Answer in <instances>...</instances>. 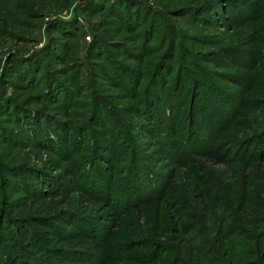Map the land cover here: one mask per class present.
<instances>
[{"label":"rangeland","instance_id":"obj_1","mask_svg":"<svg viewBox=\"0 0 264 264\" xmlns=\"http://www.w3.org/2000/svg\"><path fill=\"white\" fill-rule=\"evenodd\" d=\"M96 1L101 5L94 9ZM117 1L0 0L2 118H8L5 111L9 109L3 106L13 101L24 106L33 101V107H43L37 98L27 99L35 88L26 86L15 62L42 54L53 38L66 41L68 55L79 67L87 60L94 32L123 42L134 52L149 45L144 57V62L149 61V75L166 50L172 57L182 51L185 62L200 64V68L188 64L190 75L182 72L180 76L182 102L175 106V116H169L172 123L153 111L150 119L136 115L138 100L97 80L105 87L108 102L132 122L137 143L150 159L151 174L143 185L148 195L132 204L116 199L125 175L124 162L116 153L108 170L111 176L103 181L107 192L92 172L89 177L84 174L82 162L88 147L84 140L77 152L69 154L38 142L20 146L12 143L11 132L9 139L2 136L5 129L1 124L0 214L5 218L0 223L4 238L0 239V264L37 262L35 257L3 262L14 249L8 245L16 240L17 227L9 219L16 216L27 218L26 232L19 234L22 240L32 241L28 223H33L54 249L53 254L66 262L62 264H264V0H143L154 9L152 18L136 27L137 32L146 30L143 44L136 31L130 33L126 27L127 15H120L124 11ZM209 2H219L223 21L193 16V8ZM139 9L131 19L145 12ZM74 19L83 28L76 40L54 28ZM137 20L140 23V17ZM155 30L159 37L154 39ZM164 33L169 35L164 38ZM128 61L135 66L142 63ZM168 63L163 76L171 82L178 59L166 66ZM200 69L210 73L215 83L204 81L202 85L206 78L200 76ZM178 75L168 90L179 83ZM87 96L85 92L77 99L90 104ZM8 98L13 101L5 102ZM48 106L66 117L72 127L84 112L82 104H72L68 114L57 102ZM6 123L8 120L3 125ZM70 128L61 136L67 146L73 140ZM190 132L197 135L188 136ZM203 134L206 140L198 139ZM128 158L125 166H129ZM21 164L45 167L58 178V185L54 189L41 185L45 191L40 194L6 187L5 178H13L11 166ZM50 182L54 185V180ZM48 218L55 219L48 222Z\"/></svg>","mask_w":264,"mask_h":264},{"label":"trees","instance_id":"obj_2","mask_svg":"<svg viewBox=\"0 0 264 264\" xmlns=\"http://www.w3.org/2000/svg\"><path fill=\"white\" fill-rule=\"evenodd\" d=\"M97 2L99 1L94 3V5H97L94 9L101 5V2ZM116 5L120 11H124V14L120 13V15H127V17L125 16L127 18L126 27H129L130 33L136 31V27L144 19L147 20L143 21L145 25L152 18L151 14L154 13V9H152L150 4L143 0H118ZM106 8L108 9L107 6ZM138 8H140L139 12L145 10L144 13H139V16H137L140 17V23H138L139 21L135 16L138 15L136 11ZM193 10V16L199 17L203 21L214 22L225 19L219 2L205 3L204 5L197 6L196 9L193 8ZM133 14H135L134 19H131ZM54 28H57L58 33L63 34L65 38L74 40L80 38L83 29L79 21L75 19L72 22L61 23ZM157 32L155 30L153 33L154 39L156 35L159 37ZM145 33V29L143 31H136L139 39H141V44L147 38ZM94 34L96 35L87 50V60L84 65L80 66L81 68L68 55L69 47L66 41L54 38L52 39L53 44L45 49L42 54L15 62L16 68L19 69V75H22L24 80H26V86L35 88L34 93L29 95L27 99L37 98L38 102H43V107H33V101H28V106H24V104H20L12 99H5V102H13L6 103L3 106L6 108L8 106L11 110L6 109L5 111L8 118L0 117V125L2 124L6 130H4V135L2 134V136L9 139L11 132L15 135H12L11 139L14 142L10 140L12 143L22 146L30 142H38L57 150H64V154L73 153L74 150L77 152L84 140L88 143L87 155L82 162L83 169H86L84 174H86V177H89L90 172H92L107 192L109 190L103 184V181H106L111 176V172H108V170L111 171V165L115 162L113 161L115 153L118 158L122 159L124 164L127 161L126 157L129 156V166L122 165V169L124 167L123 172L125 173L124 184H122V192L118 191L116 193V199L124 205L127 203L132 204L148 195V192L143 190V185L146 183V178L151 174L148 165L150 159L148 155H145L141 151V146L137 143V133H135L133 128L131 129L132 122L124 116L120 108L118 109L115 105L108 102L107 95H105L107 94L105 87L110 85L119 87L124 92H127L130 98L138 100L135 108L137 110L136 115L140 116L142 114L148 116L150 119L152 118L151 111H153L159 114L165 122L172 123L174 120H170L169 116L170 114L172 118L175 116L174 112L178 109L175 106L182 102V98L179 95V91L182 88L180 76L182 72H187L190 75L187 66L190 65L192 68L193 65L198 67L200 64L197 61L194 63L185 62L182 51L178 56L173 55L172 57L166 50L167 52L165 51L161 60L158 59L152 74L149 75L146 72L149 61L144 62V57L149 53L147 51L150 49L149 45L142 46L139 52H134L133 49L125 46L123 42L113 41L101 32H94ZM165 34L163 35L164 38L166 37ZM166 35H169V33ZM163 36L161 35L162 38ZM116 46L119 49L116 48L115 51ZM128 59L140 60L142 63L135 66L130 64ZM176 59H178L176 76L180 73L178 75L179 83L173 89L169 88L168 90V85L171 82V85L174 84L176 76L171 82H167L163 73H166L170 67L169 63L166 66L167 62H172ZM68 62L70 63L69 65ZM62 65L64 66L61 67ZM83 67L88 71L83 70ZM191 70L192 73L198 74L196 70ZM206 73L208 72H205V70L201 71L200 69V76L204 75V78H206L202 81V85L204 81L209 85L210 83H215V81L210 79L212 77L211 74L207 75ZM97 80L107 85L103 87ZM32 87L29 89L33 90ZM85 92L88 94L86 98L90 101V104L87 103L88 101L81 103L82 101L79 102L77 99ZM50 102H57L64 110H67L72 104L77 106L82 104V109L84 108L82 119L75 124L76 126L72 127L73 124H68L66 117L63 119L56 111L51 110V107L49 108L48 103ZM167 110L171 111V113H166ZM191 113H193V120L196 121L195 110L192 109ZM66 114H68V110ZM7 120L8 123L4 126L3 122ZM69 127H71L70 130H73L74 134L72 135L73 140L67 146L62 142L61 136L62 134L65 135ZM190 135H193L194 138L197 134L190 132L188 136ZM204 136V134L198 135V139L203 138V140H206ZM10 173L13 178H5L6 187H10L11 189L21 188V190L24 188L28 194H40L45 191L43 189L46 187L47 189H54V186L58 185V178L56 179L52 176V173L46 170L45 167L37 168L21 164L11 166ZM64 179H59V182H63ZM2 180L4 179L2 178ZM50 180H54V185ZM41 185H44L45 188L42 189ZM4 218L1 217L0 223ZM54 219L48 218V222ZM26 221L27 218L23 216L10 217L9 222L17 227V233L14 235L16 240L8 245L9 248H14V251L10 250L6 256L9 259L6 260L5 257L3 262H18L20 259H27L29 261L35 257L37 258V262L31 264L66 263L60 257L53 254L54 249L47 244L44 234L33 223H28L32 225V233H29L31 234L32 241L26 242L22 240L19 234L21 231L26 232L23 230L26 226ZM29 234L25 233V235ZM1 235L2 232L0 231V239H4ZM29 242H33V244H28ZM14 258L17 259L12 260Z\"/></svg>","mask_w":264,"mask_h":264}]
</instances>
